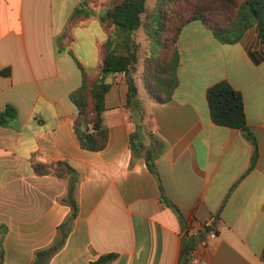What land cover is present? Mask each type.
Segmentation results:
<instances>
[{
  "label": "crops",
  "instance_id": "1",
  "mask_svg": "<svg viewBox=\"0 0 264 264\" xmlns=\"http://www.w3.org/2000/svg\"><path fill=\"white\" fill-rule=\"evenodd\" d=\"M79 3L0 0V112L8 105L18 110L16 122L0 126L4 264H33L71 213L61 202L71 176L35 170L60 161L79 174L80 213L48 264H90L112 253L118 258L110 264H186L193 250L199 264H264V58L256 30L237 44H223L201 21L186 25L178 41L180 85L165 103L155 102L143 85L148 49L139 31L143 67L136 79L147 125L142 139L156 157L159 182L131 148L137 112L127 107L124 74L112 77L106 95L107 148L84 150L75 134L78 109L71 94L83 81L77 61L99 68L109 38L95 16L74 26L72 44L59 50L57 39ZM222 81L244 97L256 158L242 130L211 118L207 91ZM161 188L182 218L163 203Z\"/></svg>",
  "mask_w": 264,
  "mask_h": 264
},
{
  "label": "trees",
  "instance_id": "2",
  "mask_svg": "<svg viewBox=\"0 0 264 264\" xmlns=\"http://www.w3.org/2000/svg\"><path fill=\"white\" fill-rule=\"evenodd\" d=\"M152 0H80L70 19L66 33L57 39V47L62 51L73 42L72 29L95 16L109 35L101 49V64L96 70L85 68L79 61L83 81L71 94L78 114L74 122L75 134L84 150L100 152L109 144L106 95L111 88V79L124 74L129 84L127 107L133 115L136 130L131 135L134 156H143L151 173L159 182L156 157L144 143L147 130L145 110L140 103L136 75L141 59V46L137 42L139 31L146 36L148 51H145L142 73L143 85L157 103L172 99L180 85V50L178 41L183 28L193 21H201L223 44H237L246 33L255 29L263 47L264 58V0H156L154 9L148 7ZM190 3L194 4L191 5ZM222 16L220 17V15ZM207 102L211 118L218 126L242 130L255 145L257 143L247 126L245 102L242 93L229 82L222 81L207 91ZM18 119V110L13 105L0 112V126L9 127ZM39 175L54 174L59 178L71 176L68 194L61 202L71 207V213L59 226L54 242L36 253L33 264H48L51 258L64 247L79 216L80 206L76 196L74 179L78 172L68 162H49L36 166ZM163 203L172 208L180 218L179 207L166 197L161 188ZM118 258L115 253L105 254L90 264H110ZM264 261V252L262 254ZM5 249L0 243V264H4Z\"/></svg>",
  "mask_w": 264,
  "mask_h": 264
},
{
  "label": "built area",
  "instance_id": "3",
  "mask_svg": "<svg viewBox=\"0 0 264 264\" xmlns=\"http://www.w3.org/2000/svg\"><path fill=\"white\" fill-rule=\"evenodd\" d=\"M212 224H213V220L206 223L204 227L205 228H211ZM209 237H210V239H214V238H216V235L214 233H211L209 235ZM202 244L206 245L207 242L203 240ZM199 261H200V254H199L198 250H193L189 253V255L187 257L186 264H199Z\"/></svg>",
  "mask_w": 264,
  "mask_h": 264
},
{
  "label": "rangeland",
  "instance_id": "4",
  "mask_svg": "<svg viewBox=\"0 0 264 264\" xmlns=\"http://www.w3.org/2000/svg\"><path fill=\"white\" fill-rule=\"evenodd\" d=\"M205 1H207V0H203L202 2H205ZM210 1V0H209ZM191 5H194V4H192V3H190ZM157 5V2H156V0H152V1H149L148 2V7L152 10V9H154L155 8V6ZM222 16V14L220 15V17ZM139 40L140 41H145V35L143 34V33H141L140 35H139ZM140 71L142 70V67H143V59L141 60V62H140Z\"/></svg>",
  "mask_w": 264,
  "mask_h": 264
}]
</instances>
